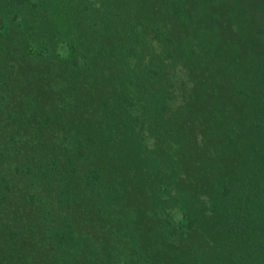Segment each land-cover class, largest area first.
Segmentation results:
<instances>
[{
  "label": "rangeland",
  "instance_id": "1",
  "mask_svg": "<svg viewBox=\"0 0 264 264\" xmlns=\"http://www.w3.org/2000/svg\"><path fill=\"white\" fill-rule=\"evenodd\" d=\"M11 1L0 0V60L4 66L6 61L18 65L7 71L9 85L3 84L10 92L9 102L0 97V152L6 150V154H0V172L10 184L11 201L5 208L0 206V264L200 263L196 251L219 243L224 230L221 226L225 221H219L211 204L222 202L216 196V188L224 179L237 176L225 154L229 147L225 136L230 129H223L220 122L212 120L211 111L215 108L208 100L210 94L201 84L195 85L199 77L196 68L202 72L200 79L207 83L216 80L219 92L230 93L220 105L235 110L234 115L245 108L242 121L251 125L250 120L264 111V98L248 101L239 91L251 94L250 82L264 84V0L203 1L205 5L199 4V12L194 14L195 21L190 18L188 22L173 24L172 30L183 42L177 49L188 55L181 56L183 59L176 65L162 58L166 50L159 44L161 34L150 30L154 29L152 21L157 15L161 17L159 21L169 22L167 0L155 1L157 8L147 0H141L146 6L132 2L130 7L127 0H109V6L103 0H22L19 7ZM187 1L194 6L197 0ZM90 2L106 13V34H113L117 42L107 43L109 63H103L96 71L88 70L89 80L81 83V94L74 99L81 111L69 114L61 108L62 101L56 95L63 87L62 91L69 93L71 87L56 82L55 76L47 81V75L59 71L58 67H40L35 56L25 54L27 49L40 47V41L47 39L45 31L52 25V29H56V23L60 25L55 20L57 15L63 26L73 31L75 20L90 17L89 10H83ZM87 21L92 30L100 27L91 18ZM10 52L15 55L10 57ZM59 52L65 56V50ZM115 52L117 56H111ZM260 58L263 62L258 66ZM65 64L69 65L67 61ZM182 74L189 82L185 88L179 83L174 86ZM33 75L38 77L33 79ZM190 85L191 89H200L193 98L188 91ZM186 107L190 110L186 111ZM23 108L29 114L21 117ZM139 108L161 114L159 118L148 116V122H141V126L136 122ZM254 108H260V112H254ZM52 113L56 125L41 119ZM174 114L176 118L172 117ZM36 119L38 125L32 123ZM112 129L115 133H110ZM259 132L253 135L245 130L243 139L249 144L262 139L264 157V131ZM76 134L86 137L90 161L74 159L78 169L75 171L74 165L68 167L67 175L73 178L68 183L66 174L58 173L71 151L70 136ZM221 136L226 143L216 152ZM8 144L11 148H7ZM42 144L47 148L40 149V160L51 161L50 167L35 168L34 175H24L23 157ZM72 148L75 151V146ZM247 149L234 157L244 160ZM54 157L59 159L55 164ZM176 163L184 167L168 173ZM252 163L264 166L260 156ZM90 164L106 171L102 184L95 185L97 190L84 183V169ZM31 165L38 167L35 162ZM247 165L243 161L242 167ZM112 183L117 191L108 198L104 194ZM68 186L73 197L68 196ZM32 193L38 198L35 204ZM43 198L46 200L41 202L39 199ZM177 209L187 211L195 220L194 228L184 235L169 225L168 214L174 215ZM64 219L75 240L62 247L52 242L45 227L67 226ZM13 229L17 230L15 234ZM207 260L201 264H208Z\"/></svg>",
  "mask_w": 264,
  "mask_h": 264
},
{
  "label": "trees",
  "instance_id": "2",
  "mask_svg": "<svg viewBox=\"0 0 264 264\" xmlns=\"http://www.w3.org/2000/svg\"><path fill=\"white\" fill-rule=\"evenodd\" d=\"M13 1H15L13 6L19 7L22 5V0H12L11 2ZM155 1L157 0H147V3L151 2L153 3V6L155 4V8H157V3H155ZM203 1L210 2V0H197L196 4L193 6L187 4V0H167L166 6L168 10L166 12L169 22L165 23L162 19L161 21H159L161 17L158 15L157 17H154L152 21V23L154 24V29L150 26L149 27L151 28L150 30L155 34L157 32L161 34L158 36V39H161V41H159V44H161L166 50L165 55L162 57L163 59L174 61V64L176 65L179 64L181 59H183L181 58V56H188L187 53H184L183 55L182 53H179L177 47L181 46L182 38L181 36L179 37L176 31L172 30V27L173 24L179 23L180 21L188 22V19L190 18H192V21H195L194 14H197L199 12V4L201 6L205 5ZM103 2H105V5L109 6V0H103ZM127 2L129 7L131 6L132 2H134L137 6H146V4L143 3L141 0H127ZM195 9L197 12H193L195 11ZM201 9H204V7H201ZM83 10L84 12L86 11V13L89 10L90 17L87 16L85 19L79 22L75 20V26L73 27V31L67 30L63 26V23H61V16L57 15L55 17V20L60 21V25L59 23H56V25H54V28L56 29H52V25L49 31H45L47 33L45 35L47 39L40 41V47H35V49L31 50L27 49L25 54L26 56H35V62H37L40 67L43 66L44 68L50 70L58 67L59 71L54 69L55 73L47 75V81L54 79L55 76L56 82H65L64 86L71 87V89H68L69 93L62 91L65 88L63 87L61 88V91H59L56 95L62 101L61 108L64 109V111L68 110L69 114H72L73 111L76 110L81 111V106L76 107V102L74 99L77 95L81 94V83L84 81L85 83H87V81L89 80L87 76L88 70L91 71L94 68L93 71H96L97 68L101 69V66H104L103 63H109L107 58L108 56L106 55L107 43H109L110 40L111 42L113 40V44L117 42V40L114 39L113 34H106V28L109 23L105 22L104 15L106 13L104 11L93 6V3L91 2L89 4H85L83 6ZM89 18L92 19L93 24L98 23L100 25V27H98V30H92V24L87 21ZM78 24L80 26H78V30H76ZM158 29H161V32L157 31ZM110 31L112 30L109 26L108 32ZM92 32H95V34H93ZM95 41L98 42V45L96 47L94 46V44L96 43ZM9 46H12V44H10ZM183 47L188 48L187 45H183ZM61 49L66 51L65 56H62L60 54L59 50ZM2 52L4 53L5 51L2 50ZM9 55L10 57H13L15 53L10 52ZM113 55L117 56L116 52L111 53V56ZM196 58L200 59V56L196 55ZM71 60H73L75 64ZM66 61L69 63V65L65 64ZM2 62L3 61L0 60V89L2 90L0 92V97L2 98V100L9 102L10 92L7 88L3 86V84L9 85V79H7L6 77L7 71L11 68H17L18 65L15 63L11 64L10 61H6L4 66V63ZM261 62H263V58H260V61L257 65L260 66ZM62 66L65 67L64 73L62 72ZM263 71L264 64L262 67V72ZM188 72H191V70L187 71L185 75ZM60 73L63 75H61ZM201 73L202 72H199L198 68H196V75L199 77L196 78L195 85L198 86L199 84H201L202 88L205 89V92L207 94H210L208 100L215 108L214 111H211L212 120L220 122L222 124L223 129L227 130V126L230 129V132L228 131L229 133L227 132V135L225 134V137H228L226 142L229 146L227 147L225 154L230 157L227 158V160L230 162V165H232L233 170L235 171V176H237V178L231 179L232 176H230L228 178H230L231 180L224 179L219 185V187L216 188V196H220V198H222V202L211 204H214L213 211L219 214V221L222 218L224 219L225 223H223L221 226V228L224 227V230H222L221 236L218 237L219 243H215L212 248L207 249L204 248L205 246H203L202 248H199V250L196 251V254H198V258L200 259V263L198 264H201V262H203L205 259L207 260L208 258H210V261H206L208 264H264V166L259 167L255 163L251 164V161L257 158V156H260L264 160V157L261 152V148L263 147V140L260 139V141L256 144H254L255 142L252 140L249 144V142L243 139V133L245 130L251 131L253 135H258L259 131H264V111L260 112V108H254V112H260V114L258 117L253 116L254 118L250 120L251 125H249L246 121H242L243 117H245L246 115L245 108L236 113V115H234L233 112L235 110L230 111L229 106L225 107L223 105H220L222 98L229 99L230 93L224 94V92H219L220 90L217 89V85H219V82H217L216 80H213L211 83H207L205 81L206 79H200ZM206 74H204V76ZM95 76L96 75L94 74L93 77ZM37 77L38 75H33V79ZM17 78H19V76ZM187 82L189 81H187L186 77L182 74L180 78L175 80L173 85L176 86V83H179L185 88ZM262 83L259 84L254 81L250 82L251 88H253L251 93L252 95L242 90H240L239 92H242L241 94H243L244 98L246 97L248 101H252L254 98L258 97L264 98V84ZM191 86L192 85L189 86L188 91L189 93H191L190 97L193 98L194 94L200 89H196L195 87L194 89H191ZM104 97L106 98V94L104 95ZM22 107H24V104L22 105ZM163 107L165 108L167 106L163 104ZM183 107H185V105ZM203 109L205 110L206 108L203 107ZM187 110L190 109L186 107V111ZM23 111V114L20 115L21 117L29 114L27 108H23ZM136 111H139V113H136L138 114L136 122H138L137 124H140L141 126H144V124L141 122H148L146 120L148 116H150L151 119L152 116L159 118L158 115L161 114L157 111H147L141 108ZM33 113L34 115H36L37 111H34ZM54 116L57 117L56 114H54ZM172 117L176 118V114L172 115ZM41 119L45 120V123H49L51 121L53 122L52 124H57L55 122L56 120L54 121L53 119V113L49 115L46 114L45 116L41 117ZM29 122L31 121L29 120ZM38 122V120L32 121V123L37 125ZM178 122L180 124V120H178ZM210 124H212V122ZM229 125H231V127H229ZM249 126L252 127L253 130L250 129ZM110 133H115L114 129H112ZM85 138L86 137L84 135L80 134L70 136L71 151L66 157V163L63 165V167L58 173L59 175H61V172H64L68 177V183L69 181L73 180L71 176L67 175V172H70L67 170L69 169L68 167H70V165H74V170L76 171L78 169L75 166L74 159H76V161L78 160V158L80 160H85V158L89 160L88 157L90 149L88 148V145L86 143L87 141ZM116 139L117 141H119V135L116 136ZM221 139H219L221 143L216 144V142H218L217 139L214 141V143L216 144V152L219 151L218 148H220L221 145L224 146V144L226 143L223 141L224 136H221ZM72 145L75 146V151L73 150ZM11 146L12 145L8 144L7 148H11ZM28 147L30 148L31 146ZM46 148L47 145L42 144L40 147L33 149V152L28 154V156L23 157L22 163L24 164L23 166H25V168L22 169V172L24 173V175H34L32 171L35 168V170H37L38 168L44 169L43 167H50L51 161L46 163H44L43 161L42 163V161L40 160V157H42L40 156V149ZM30 149H32V147ZM244 149H247V158L243 160V158L234 157L235 153H240L242 155ZM70 153H72V155H70ZM0 154H6V150H2ZM13 154L14 153L12 152L10 153V155ZM232 154L233 157H231ZM58 160V157H54L52 159V162L55 164L56 162H58ZM243 161L248 164L246 167H242ZM32 162H35L38 167H35V165H31ZM248 162H250V164ZM183 167L184 165H182L181 163L173 164L171 166V169L168 170V173L173 174V169ZM47 170L50 171L51 169ZM84 170V173H80V175H82L83 173L84 183L87 184L90 189L97 190L98 187H96L95 185L102 184V178L106 176V171L103 170V167L93 166V164H90V166L86 167ZM43 174H47V172L42 174L40 172V175ZM34 178L38 179L37 176H34ZM109 186L110 189L107 190L104 194L108 198L114 196L115 190L117 191V187L114 183ZM9 188V182L6 181L5 177L0 172V206H2L3 208H5L6 205L11 204V201L9 200L8 196ZM67 189L68 196L73 197V190H71L69 186ZM30 196L32 197L33 201H35L33 202L35 204L38 198L35 197L33 193ZM39 200L43 202L46 199L43 198ZM204 208H206L205 210H208L209 207L205 205ZM168 216L171 217L169 223V225L171 226L170 228H172V230H174L175 232L177 231L179 234L184 235L195 226V220L191 218L188 212L185 210L177 209L174 215L171 216V214H168ZM63 221L64 224H67V226L53 224V226L45 227V229L50 232L49 234L52 238V242L56 241L57 244L62 247H64V245L73 243V241L75 240V236L68 227L69 223L67 219H64ZM15 232H17V230L13 229V234H15Z\"/></svg>",
  "mask_w": 264,
  "mask_h": 264
}]
</instances>
